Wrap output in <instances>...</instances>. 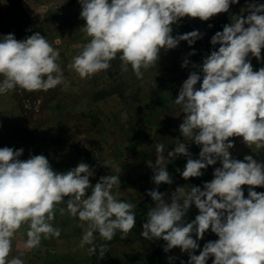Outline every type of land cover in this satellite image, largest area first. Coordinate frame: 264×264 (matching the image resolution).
Listing matches in <instances>:
<instances>
[{
  "label": "clouds",
  "instance_id": "1",
  "mask_svg": "<svg viewBox=\"0 0 264 264\" xmlns=\"http://www.w3.org/2000/svg\"><path fill=\"white\" fill-rule=\"evenodd\" d=\"M82 31L89 38L68 65L79 78L87 79L106 71L119 59L123 72L129 67L137 79L156 67L161 50L175 49L180 41L193 45L203 33L194 30L172 35L173 25L182 18L208 21L227 13L239 0H78ZM233 15L210 40L219 45L198 71L183 81L174 103L183 113L179 133L200 147L193 159L187 143L177 139L167 151L169 161L186 158L180 172L184 180L198 178L202 170L219 162L213 179L201 186H178L168 199L153 188L146 192L154 202L142 224L141 237L163 240V251L179 248L187 253V264H264V162L252 155L242 160L232 157L230 138L241 137L247 147L264 149V67L254 71L249 58L261 60L264 49V3L252 0ZM211 27V25H209ZM195 52L189 53L193 55ZM60 52L39 32L22 40L14 34L0 36V95L15 92L48 91L61 85L64 74ZM185 59L181 67H187ZM202 74V75H201ZM200 82L199 88L195 86ZM23 148H0V264H24L19 256L9 259L12 240L26 226L24 247L33 250L42 240L58 238L61 229L53 225L59 205L68 214L86 223L79 243L89 255L103 259L107 243L119 232L126 239L136 226L133 203L119 199L118 175L101 176L92 185L94 169L86 163L66 171L53 170L44 155L19 157ZM155 163L148 161L154 185H170L166 170L165 145H155ZM110 166L109 162L104 163ZM179 171V170H178ZM242 186H249L245 197ZM90 190V194H88ZM198 214L191 222L184 217L191 206ZM211 231L218 239L198 241ZM193 235L195 238H193ZM199 250V254H194ZM170 261L174 257L168 258ZM181 264H185L181 261Z\"/></svg>",
  "mask_w": 264,
  "mask_h": 264
},
{
  "label": "rangeland",
  "instance_id": "2",
  "mask_svg": "<svg viewBox=\"0 0 264 264\" xmlns=\"http://www.w3.org/2000/svg\"><path fill=\"white\" fill-rule=\"evenodd\" d=\"M251 2L239 0L230 6L227 13L217 14L208 21L182 18L173 25L172 35L198 30L203 33L202 38L191 46L180 41L175 49L161 50L156 67L145 71L142 79H137L130 67L123 72L118 58L111 61L108 70L81 79L68 67L89 39L82 31L85 22L79 15L81 5L78 0H0V36L11 33L17 40H22L39 32L59 50V63L64 74L63 83L46 92L29 93L17 89L0 95V148H23L21 160L32 155H44L53 170L58 172L86 163L94 169L95 174L90 177L92 185L101 176L118 175L119 189L113 191L119 193V199L135 205L136 215V226L126 239H121L119 232L108 242L100 240L97 235L96 244L107 243L108 246V252L100 259L98 250L97 254L89 255L87 248L90 246L86 245V250L79 247L86 223L68 214L61 215L58 209L66 205H59L52 223L61 229V235L42 240L38 248L29 250L24 257L18 254L21 253L18 242L27 238L26 226H22L17 233L18 239L16 236L12 240L9 259L19 256L24 264H124L129 256L134 258L143 253L148 259L153 258L156 264L170 263L171 250L162 252V259L157 249L160 241L141 237L146 214L141 215L140 209L146 201L151 202V207L155 206L151 197L146 195L148 190L157 188L168 199L178 186H197L190 178L184 180L180 175L186 164L185 157L167 159V151L175 147L177 139L187 143L193 159L198 158L200 151L199 146L179 133L184 114L174 100L190 72L198 71L192 65H202L207 56L199 48V44L206 41V32L222 31L225 24L232 22L233 15L246 16L247 12L241 9ZM256 3H264V0H256ZM193 51L195 54L189 55ZM249 58L254 71L264 67V49L260 61L251 54ZM185 59L189 64L182 68ZM153 134L155 142L150 140ZM167 138H172V141ZM230 139L234 142V148L229 150L233 158L242 160L245 155H252L257 161L264 162V150L243 148L240 138ZM157 143L165 145L166 170L173 179L170 185L156 186L151 181L153 173L148 161L155 163ZM105 162L110 166H105ZM202 171L203 175L197 179L201 180L200 184H203L206 172ZM248 187L242 186L245 197ZM255 191L264 192V188H255ZM197 214L198 210L191 206L184 217L185 222ZM138 216L143 219L141 223L137 222ZM216 239L218 237L208 231L202 241L206 243ZM137 244L150 250L143 252L141 248V251L133 252L132 246ZM26 250L23 249L24 252ZM61 252L64 254H59ZM209 264H212L211 258Z\"/></svg>",
  "mask_w": 264,
  "mask_h": 264
},
{
  "label": "crops",
  "instance_id": "3",
  "mask_svg": "<svg viewBox=\"0 0 264 264\" xmlns=\"http://www.w3.org/2000/svg\"><path fill=\"white\" fill-rule=\"evenodd\" d=\"M241 139V141H239L241 144H244L243 142H242V138L241 137H238V139ZM168 140H170V141H172L171 139L172 138H167ZM151 141H153V142H155L156 141V138H155V136H154V134L152 135V137H151V139H150ZM167 141V140H166ZM165 142V141H164ZM235 144H236V142H235ZM243 146V148H255L254 146H252V147H246V145L244 144V145H242ZM234 148V147H233ZM260 150H264V149H260ZM217 163H219V162H217ZM195 218V217H194ZM191 220H193L192 218L191 219H188V221H190L191 222ZM188 221H186V223L188 222ZM64 229H66V228H64ZM17 236V239H18V234H16L14 237H16ZM22 238V237H21ZM193 238H195V236L193 237ZM27 239V238H26ZM25 241L26 240H24L23 242H18V245H20L18 248L19 249H21V253H18V254H20V255H22V256H24V257H27V254L29 253V250H26V252H24L23 251V249H25V247H24V243H25ZM160 242H159V244H160V246H158V255H160V257L162 258V259H164V255H162L161 256V253L162 252H164L163 251V245H164V242H162V240H159ZM198 243H199V245H200V248L202 249V247H203V245H204V243H203V241L202 240H200V241H198ZM132 246V245H131ZM134 247V248H133ZM132 251L133 252H135V251H138L139 252V250L141 251V248H142V251L143 252H145L146 250H150V248H148L147 246L145 247V246H142V245H140L139 246V244H137L136 246H132ZM70 250V249H69ZM83 250H86V247H84L83 248ZM32 250H30V252H31ZM67 253V252H66ZM59 254H64V252H61V253H59ZM194 254H196V255H198L199 254V250H197ZM31 255H32V253H31ZM131 257V258H130ZM170 257H174L175 259H173V260H171L170 261V263L169 264H181V261H184L185 262V264H187V260H188V255H187V253H181L180 252V249L179 248H174V249H172L171 251H170ZM24 259H27V258H24ZM124 264H156L154 261H153V258L152 259H148L147 258V256L146 255H144L143 253H142V255H139V256H135L134 258L132 257V256H129V259H127L125 262H124ZM207 264H209V260L207 261Z\"/></svg>",
  "mask_w": 264,
  "mask_h": 264
},
{
  "label": "trees",
  "instance_id": "4",
  "mask_svg": "<svg viewBox=\"0 0 264 264\" xmlns=\"http://www.w3.org/2000/svg\"><path fill=\"white\" fill-rule=\"evenodd\" d=\"M215 33H213V32H211V31H207L206 32V35H205V39H206V41L204 42V44L203 43H201V44H199V48L204 52H206V54L207 55H209L210 54V52L211 51H214V50H216V49H218V47H219V45H216V46H213V45H211V43H210V40H211V37L214 35ZM197 84H200V82H198ZM195 149H197V148H195ZM216 167H220V164L219 163H217V164H215V165H212V166H208L207 167V169L205 170L206 172H205V177H204V179L202 180V181H204V182H209V181H211L212 179H213V171H214V169L216 168ZM192 181H193V183H196L197 184V186H201L202 187V185L203 184H200V182H201V180H197L198 178H190ZM203 182V183H204ZM151 199V198H150ZM147 202V201H146ZM144 203V205H143V207L140 209V214L141 215H143V214H147V211L149 210V208H151V202L150 201H148V203ZM147 204V205H146ZM142 217L141 216H138L137 217V222L138 223H141L142 222Z\"/></svg>",
  "mask_w": 264,
  "mask_h": 264
}]
</instances>
